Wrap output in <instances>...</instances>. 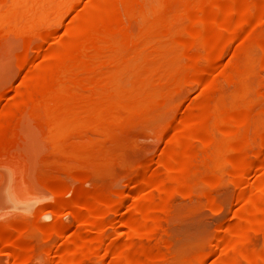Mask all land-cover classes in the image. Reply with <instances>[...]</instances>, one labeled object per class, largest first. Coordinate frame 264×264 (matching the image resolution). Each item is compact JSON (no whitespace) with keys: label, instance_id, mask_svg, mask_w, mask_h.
Wrapping results in <instances>:
<instances>
[{"label":"bare ground","instance_id":"1","mask_svg":"<svg viewBox=\"0 0 264 264\" xmlns=\"http://www.w3.org/2000/svg\"><path fill=\"white\" fill-rule=\"evenodd\" d=\"M49 1L0 0V36L12 35L17 24L28 26L26 18L40 15L36 7L41 2L55 9L51 6L56 0L48 6ZM74 1L57 0L55 5L60 9L66 4L63 8H67ZM95 1L94 9L106 14L105 19L79 21L75 16L63 40L46 29L39 38L48 44L33 42L30 48L41 50V63V59L30 64L28 56L19 57H23L19 69L24 71L20 84L39 77L44 82L22 97L16 122L26 121L29 111L31 119L42 117L47 129L53 116L77 113L87 118L82 124L103 127L116 118L121 105L118 98L128 97L112 74H131L134 66L136 77L152 75L160 95L154 100L143 92L134 94L136 98L122 107L126 112L165 104L182 83L200 84L202 99L185 108L182 119L172 122L161 157L133 172L129 190L113 198L88 194L85 198L96 200L92 207L81 205L80 194L55 206L68 209L65 213L74 228L42 230L43 249L29 242L32 234L26 230L15 237L1 236L10 264L28 263L39 253L51 255V264H154L156 259H167L170 251L159 246L156 215L171 212L176 195L199 193V183L216 190L205 196L210 205L223 206L216 193L224 185V175L237 187L233 198L238 208L214 240L210 263L264 264V0ZM23 2L31 5L30 10L19 9ZM7 6L11 7L8 15ZM179 19L183 21L180 25L176 24ZM256 28L261 30V39L252 35ZM229 44L233 45L232 63L216 71ZM178 53L185 59L171 70L172 79H167L161 70L163 61ZM256 74L261 78L253 83ZM223 81L230 86L226 91L221 90ZM197 173L201 175L193 183ZM255 233L262 235L261 248L250 240ZM143 237L153 242L141 246L138 240ZM203 258L187 264H202Z\"/></svg>","mask_w":264,"mask_h":264},{"label":"rangeland","instance_id":"2","mask_svg":"<svg viewBox=\"0 0 264 264\" xmlns=\"http://www.w3.org/2000/svg\"><path fill=\"white\" fill-rule=\"evenodd\" d=\"M49 2L48 6L54 0ZM55 2L57 3V0ZM55 2L51 7H58ZM95 2L75 0L71 6L67 4L69 7L63 8L66 6L64 4L60 9H53L55 11L47 8L46 2H41L40 6L36 7L40 15L26 18L28 26L17 24L12 35L7 38L6 35L0 36L5 40L0 38V48H6L3 52L0 49V237L4 234L15 237L18 231L26 230L32 234L29 242L36 243L35 245L43 249L45 241L42 239V230L53 226L65 228L66 231L74 228L71 227L75 225L74 221L66 216L68 209H56L55 206L67 203L80 194L81 205L92 207L96 200L85 198L88 194L106 197L108 195L113 198L120 192L129 190L133 172L143 169L148 162L152 163L161 157L165 145L164 136L170 133L172 122L182 119V111L198 104L202 99L200 84L182 83L180 90L172 93L165 104L158 103L147 107L143 105L137 112H126L122 109L123 105L136 98L135 95L141 96L143 92L142 94L154 100L160 95L159 84L153 81L152 75L145 76L149 80L142 82L145 77H136L138 70L134 66L131 74L122 71L112 74L115 81H118L117 86L123 89L124 95L128 97L121 98V101L118 98L121 105L118 106L116 118L114 121H108L103 127L91 126L86 122L82 124L87 118H82L77 113L53 116L51 121L48 120L50 127L47 129L41 122L43 118L40 117V121L38 118L31 119L29 111L25 115L28 117L26 121L16 122L14 115L22 107V97L44 82V78L39 77L20 84L24 71L19 69V63L22 61L20 59L23 58L19 57L28 56L27 61L29 60L30 64H35V61L38 64L41 50H33V42L45 47L48 43L43 42L39 35L46 29L60 34L59 39L63 40L64 30L75 22L76 17L79 21L91 17L105 19L106 14L98 13L94 9ZM23 3L19 9L30 10L31 5ZM10 8L6 7V15ZM182 22L179 19L176 24L180 25ZM257 29L259 32L256 33L254 29L252 35L261 39V30ZM24 42L32 45L28 46ZM232 50V44L225 48L219 63L216 64V71L225 64L232 63ZM7 51L11 52L10 55ZM178 54L168 57V60L172 58L169 61H163L161 70L167 79H172L171 70L185 59L182 54ZM9 57L10 59H7ZM41 62L42 59L39 63ZM29 66L27 68L31 69ZM166 66L169 68H165ZM260 78L261 75L256 74L251 81L254 83ZM229 87L227 82H222V91L228 90ZM197 174L198 178L195 176L193 183L201 175ZM202 186L206 187V191ZM197 188L199 193L193 197L181 195L180 198V195H176L177 200L173 203L176 206L171 207V212L156 215L161 239L159 246L162 249L168 247L170 256L164 260L156 259L154 264H187L203 256L204 260L201 262V259L200 262L211 264L212 244L216 237L224 232L238 208L234 200L236 197L233 198L238 191L229 177L224 175V185L220 192L216 193L218 201H222H219L220 205L224 204L219 207L210 205L205 197L211 193L215 194L216 190L212 186L199 183ZM120 240L124 241V238ZM250 240L255 247H262L263 239L260 233L252 234ZM148 241L153 242L152 238L148 237L138 240L141 246H147ZM6 253V248L0 243V264H10ZM24 264H51V255L39 253L34 260Z\"/></svg>","mask_w":264,"mask_h":264}]
</instances>
